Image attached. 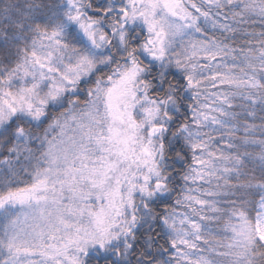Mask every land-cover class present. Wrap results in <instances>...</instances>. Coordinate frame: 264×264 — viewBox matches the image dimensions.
<instances>
[{
    "label": "snow or ice",
    "instance_id": "obj_1",
    "mask_svg": "<svg viewBox=\"0 0 264 264\" xmlns=\"http://www.w3.org/2000/svg\"><path fill=\"white\" fill-rule=\"evenodd\" d=\"M0 264H264V0H0Z\"/></svg>",
    "mask_w": 264,
    "mask_h": 264
}]
</instances>
